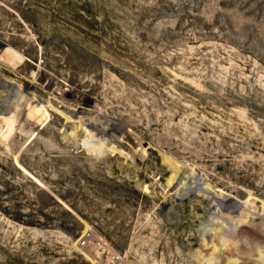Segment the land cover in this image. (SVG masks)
<instances>
[{
  "label": "rangeland",
  "instance_id": "obj_1",
  "mask_svg": "<svg viewBox=\"0 0 264 264\" xmlns=\"http://www.w3.org/2000/svg\"><path fill=\"white\" fill-rule=\"evenodd\" d=\"M211 233L264 256V0H0V264H208Z\"/></svg>",
  "mask_w": 264,
  "mask_h": 264
},
{
  "label": "bare ground",
  "instance_id": "obj_2",
  "mask_svg": "<svg viewBox=\"0 0 264 264\" xmlns=\"http://www.w3.org/2000/svg\"><path fill=\"white\" fill-rule=\"evenodd\" d=\"M224 201V200H223ZM213 204V203H212ZM216 207V206H215ZM224 208V207H223ZM219 209V208H218ZM225 209V208H224ZM233 209V208H232ZM231 209V210H232ZM230 210V211H231ZM224 211V210H223ZM222 211V212H223ZM226 211V210H225ZM235 213V212H234ZM211 225V224H210ZM214 232V231H213ZM218 233V232H217ZM212 234V233H211ZM211 237H212V239H209V238H207V237H205L204 238V241H203V244H204V248L202 249V250H204V251H207V250H210L211 252V254L213 255V254H215L214 255V258L215 257H218L219 255H220V258H218V259H215V260H212V256H209L208 258H207V260H206V262L208 263V264H236V263H238V262H233L231 259H230V261H225V259H224V261H222L221 260V256L224 254V250H223V248H221V246L219 245V242H218V240H217V237H216V235L214 234H212L211 235ZM251 243V242H250ZM250 243H249V245H250ZM262 245H264V243H261ZM252 245H254L253 243H252ZM246 247H247V245H246ZM257 246H255V247H249V250H251V248H255L256 250L257 249H259V245H258V247L256 248ZM262 248H264V247H262ZM235 248H233L232 250H234ZM233 252H235V251H233ZM249 252H251V251H249ZM258 252V256H253L252 258L254 259V260H252V262H249V264H264V260H262V259H264V256H261V254H260V251L258 250L257 251ZM257 252H253V250H252V252H251V254H253V253H256V255H257ZM208 253V252H207ZM209 253V254H210ZM236 253H239V252H236ZM259 255H260V259L259 258H255V257H259ZM203 258V257H202ZM255 259H257V260H255ZM217 260H219V261H217ZM253 261H255V263L253 262ZM241 264H247L248 262H240Z\"/></svg>",
  "mask_w": 264,
  "mask_h": 264
},
{
  "label": "built area",
  "instance_id": "obj_3",
  "mask_svg": "<svg viewBox=\"0 0 264 264\" xmlns=\"http://www.w3.org/2000/svg\"><path fill=\"white\" fill-rule=\"evenodd\" d=\"M85 241H86V240L84 239V240H82L80 243H81V244H84V243H85Z\"/></svg>",
  "mask_w": 264,
  "mask_h": 264
}]
</instances>
